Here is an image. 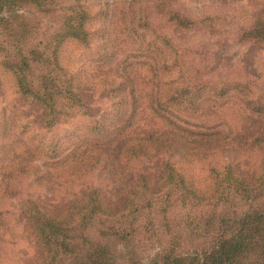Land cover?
Returning a JSON list of instances; mask_svg holds the SVG:
<instances>
[{
	"label": "trees",
	"instance_id": "16d2710c",
	"mask_svg": "<svg viewBox=\"0 0 264 264\" xmlns=\"http://www.w3.org/2000/svg\"><path fill=\"white\" fill-rule=\"evenodd\" d=\"M24 8L45 21L40 47L5 64L61 129L35 151L78 189L61 204L27 198L36 264H264V81L219 71L176 34L224 31L227 16L182 0H0V23L19 32ZM253 18L242 37L264 43V0ZM70 45L92 51L95 77L81 79Z\"/></svg>",
	"mask_w": 264,
	"mask_h": 264
},
{
	"label": "rangeland",
	"instance_id": "374dc122",
	"mask_svg": "<svg viewBox=\"0 0 264 264\" xmlns=\"http://www.w3.org/2000/svg\"><path fill=\"white\" fill-rule=\"evenodd\" d=\"M261 0H182L186 7L197 9L198 12H212L227 16L230 27L218 33L209 34L198 32L180 35L185 45L192 51L202 53L204 59H209L219 71L250 72L264 81V43L242 37L241 28L249 27L253 23V14ZM10 13V12H6ZM18 20H23L27 26L19 27V32L0 23V264H36L37 249L28 222L22 214L29 196L52 204H61L77 193L74 187L63 184L62 181L51 176L53 159L44 157L37 151L42 144L57 140L61 129L49 130L42 121V111L28 97L22 94L17 86L14 72L5 64V60L12 58L21 46L24 50L30 47H40L38 42L43 38L46 24L36 11L19 10ZM0 13V18L4 15ZM222 26L223 23H222ZM24 29L22 41L20 31ZM23 32V31H22ZM91 50L70 45L65 52L67 60L73 62L82 80H86L93 72ZM211 53H214L211 55ZM86 78V79H85ZM97 92V91H96ZM97 108L106 103L95 93ZM101 113V112H100ZM79 120L86 121V117ZM72 120L73 126L79 124ZM69 125H65L67 128ZM142 131L155 129L154 120L144 116L138 124ZM138 129V130H140ZM47 145V144H46ZM264 154L262 149L255 153L256 157ZM42 157V158H41ZM35 163V166L32 164ZM244 165V162H242ZM195 166L191 174L201 186L210 182L206 169ZM158 168L152 164L151 170ZM189 171V170H188ZM46 172L48 177L46 178ZM97 179V177L95 178ZM196 237L189 238V246L196 242Z\"/></svg>",
	"mask_w": 264,
	"mask_h": 264
}]
</instances>
